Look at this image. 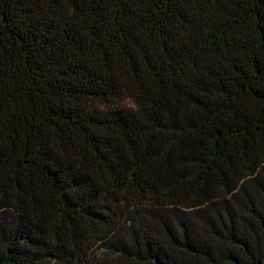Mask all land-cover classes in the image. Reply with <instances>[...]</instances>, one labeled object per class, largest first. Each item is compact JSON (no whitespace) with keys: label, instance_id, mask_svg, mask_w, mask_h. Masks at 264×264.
Instances as JSON below:
<instances>
[{"label":"trees","instance_id":"trees-1","mask_svg":"<svg viewBox=\"0 0 264 264\" xmlns=\"http://www.w3.org/2000/svg\"><path fill=\"white\" fill-rule=\"evenodd\" d=\"M0 264H264V0H0Z\"/></svg>","mask_w":264,"mask_h":264}]
</instances>
